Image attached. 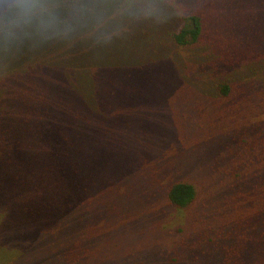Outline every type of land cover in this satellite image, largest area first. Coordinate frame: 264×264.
I'll list each match as a JSON object with an SVG mask.
<instances>
[{
  "label": "rangeland",
  "instance_id": "rangeland-1",
  "mask_svg": "<svg viewBox=\"0 0 264 264\" xmlns=\"http://www.w3.org/2000/svg\"><path fill=\"white\" fill-rule=\"evenodd\" d=\"M129 1L115 3L125 10L100 2L106 15L97 13L96 24L102 27L116 16L130 23L131 32L124 33V23L110 33L112 40L135 33L133 44L127 42L133 49L118 46L110 58L103 50L100 62L135 70L101 69L107 82L79 93L81 99L69 85L58 89L56 64L44 73L32 69L13 78L2 60L23 71L40 58L27 63L18 60L14 48L0 52V264H220L211 248L215 232L234 222V211L229 209L230 216L226 208L245 207L244 218L252 210L254 187L243 196L250 197L243 207L236 197L228 198L234 191L218 180L228 155L219 154L216 140L220 132L240 126L245 108L260 111L258 102L253 97L239 106L236 90L230 100L218 98L214 78L235 76L230 64L211 65L204 59L209 51L186 52L170 42L179 19L170 6L153 11L159 12L155 25L143 5L137 12ZM202 2L191 11L208 18L210 38L227 39L230 56L237 58L234 68L243 70L242 50L264 37V0H204V8ZM83 27L87 45L99 47L104 33ZM64 50L60 59L68 61L70 47ZM155 64L165 70L154 71ZM179 181L197 191L181 209L167 199L168 185ZM11 222L20 226L15 233ZM23 246L28 250L17 254ZM247 248L253 264H264L257 246ZM10 250L16 252L8 257ZM68 257L67 263L59 260Z\"/></svg>",
  "mask_w": 264,
  "mask_h": 264
},
{
  "label": "trees",
  "instance_id": "trees-1",
  "mask_svg": "<svg viewBox=\"0 0 264 264\" xmlns=\"http://www.w3.org/2000/svg\"><path fill=\"white\" fill-rule=\"evenodd\" d=\"M117 1L119 2L120 0H79L84 10L78 22L75 24L74 29L64 37L40 40L25 37L12 39L0 35V52H8V48H14L19 53L18 60H27V63L37 56L40 58L35 67L27 65L23 71L19 69L15 70L8 61L2 60L3 67H7L12 72H8V75H13V78H17L21 77V75L18 74L32 69H39L44 73V71L50 69L48 66L56 64L57 66L52 69L56 70L58 89H63L65 85H69L74 88V93L80 98L79 93L87 91L89 94L98 83L107 82L102 80V73L99 72L101 69L118 67L133 68V66L128 65L103 66L100 62L103 50L106 56L104 58H110L113 57L115 53L112 49L118 46L123 50L128 47L133 49L131 44H133L135 33L129 34V36L123 34V36L120 39L117 38V40H112L111 38L112 35L110 30L112 27L122 26L127 21L122 20L121 22V18L116 16L115 19L111 17L106 25L97 27L96 23L98 17L96 14L102 13V15H106V12L102 10L100 7L101 4L99 3L101 2L104 7L109 9L113 8V6L123 10L127 9L126 7L115 5ZM149 1L151 0H131L128 6L135 5V10L138 12L143 5V9L150 13L148 19L152 18L149 24L155 25L157 23L156 18H159V12L154 13L153 11L159 5L170 6L179 17L178 27L172 30L168 35L170 42L177 48H181L186 52L198 50V52L202 54L205 50L209 51L210 53L205 56L207 58L204 59L211 65L219 62L228 67L230 64L232 71L236 73L235 76L231 75L229 79L222 80L214 78L213 88L218 98L228 100L231 98L232 92L236 90L240 95L237 101V103L240 104L239 106H243L246 101L253 100V97H255L256 102H258L257 108L260 111L245 108V118L239 122V127H233L234 129L220 132V139L215 137V135L212 137L213 139L218 138V140H216V146L222 149L219 154L228 155V160H226L228 167L226 170H220L218 167L216 172L222 187L228 185L234 191L227 197L229 199H233V197L235 199L236 197V200L244 207L250 203V197L247 195L245 197L243 196L249 188L254 187L252 195H255V201L250 205V207L252 206V210H248L249 213L245 217L248 218V220L246 221L243 217L245 215V207L244 210H237L234 206L226 208L228 215H230L229 209L234 211L235 215H230L231 220H234V222L232 221L226 228L219 230L222 235L215 232L218 234V237L212 239L215 245L211 248V253L213 255L214 253L218 254V261L220 264H253L251 258L248 256L249 251L247 247L255 245L258 247L261 254H264V251L261 250V248L264 247V240L261 241L264 236V116L263 118L261 117V119H257L253 117L252 114L256 113L257 117L261 113L264 115V37L261 39L260 44L256 41L252 45L251 50H242L244 51L242 55L246 56V59H244L246 61L244 62V69L238 70L234 68L237 58L230 56L233 50H231L230 46L227 44V39H220L213 33L214 36L210 38L208 32H210L211 29L208 26V18L198 9L196 11H191L194 5H197L196 3H199L201 0H189V3L179 2L178 0H159L162 2L161 4L151 3ZM202 1L204 2V0ZM203 2L202 6L204 8L205 3ZM129 11L133 12L131 9H129ZM121 17H124V15ZM143 20L145 22V19ZM85 24L97 29L95 35L100 36L104 33V41L99 44V47L94 44L87 45V41L90 40V38L88 37V31L87 35L86 29L83 27ZM128 24L130 23H126L122 26L124 33L131 32ZM128 41H130L131 44L127 43ZM65 46L70 47L71 57L68 61L60 59L63 53L66 52V50H64ZM51 52L53 56L50 54ZM53 57L56 59H53ZM155 65L157 66L152 68L154 71L156 69L165 70L164 66ZM134 70L133 68V71ZM133 75H135V72H132V76ZM82 89L83 91H81ZM219 102L221 101L219 100ZM88 103L91 106L93 105V98L89 97V95ZM0 107H2V105ZM92 109H94V105ZM238 109L240 108H233V110ZM63 139V143H65L66 139L64 135ZM221 144L223 145L222 147ZM9 145L10 144H8V148ZM9 149L14 150L12 148ZM227 180L228 183L225 184ZM196 195L197 191L195 186L186 181L171 183L167 188V199L170 204L177 209L189 206L196 199ZM242 197L244 199H242ZM253 210L258 211L260 215L257 216ZM239 217H242L243 220L241 221ZM251 218L253 219L247 223ZM19 227L20 226L14 227L11 222V229L9 230L15 233L14 231L19 229ZM19 250L21 251L17 254L22 255L28 250V247L23 246ZM243 251H245L246 255L245 260L242 259ZM15 252L16 251L12 252L10 250L7 256H13ZM260 252L258 255H260ZM69 259L71 258L68 257L67 259L59 260L67 263Z\"/></svg>",
  "mask_w": 264,
  "mask_h": 264
},
{
  "label": "clouds",
  "instance_id": "clouds-1",
  "mask_svg": "<svg viewBox=\"0 0 264 264\" xmlns=\"http://www.w3.org/2000/svg\"><path fill=\"white\" fill-rule=\"evenodd\" d=\"M83 10L79 0H0V35L40 40L64 37Z\"/></svg>",
  "mask_w": 264,
  "mask_h": 264
}]
</instances>
